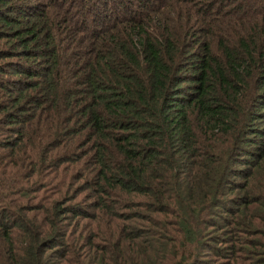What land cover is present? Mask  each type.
I'll use <instances>...</instances> for the list:
<instances>
[{"label": "trees", "instance_id": "1", "mask_svg": "<svg viewBox=\"0 0 264 264\" xmlns=\"http://www.w3.org/2000/svg\"><path fill=\"white\" fill-rule=\"evenodd\" d=\"M0 264H264V0H0Z\"/></svg>", "mask_w": 264, "mask_h": 264}]
</instances>
